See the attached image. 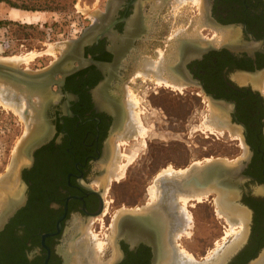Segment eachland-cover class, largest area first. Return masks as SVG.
I'll return each instance as SVG.
<instances>
[{
	"label": "flooded vegetation",
	"instance_id": "obj_1",
	"mask_svg": "<svg viewBox=\"0 0 264 264\" xmlns=\"http://www.w3.org/2000/svg\"><path fill=\"white\" fill-rule=\"evenodd\" d=\"M196 1L178 5L181 0H105L101 10L87 17L89 22L81 33L91 25L110 29L83 49L82 60L69 58L67 66H59L54 76L59 84L52 83L42 95L41 108L36 107L40 113H35L33 121H39L31 122V130L39 144L25 157L21 171L25 204L0 231V264H67L64 247L73 223L80 226L74 241L88 247L80 236H84L81 227L97 218L92 226L97 230L99 218L94 214L100 208L105 211L106 205L103 185L96 183L106 172L119 137L129 132L125 91L132 72L128 61L140 49L154 53L161 48L166 53L174 39L179 40L180 48L170 76L186 85L185 90H196L190 94L201 95L203 89L225 102L221 106L225 129L239 135L231 139L236 152L231 158H213L240 164L237 174L222 180L232 185L236 195L233 205L248 210L245 239L227 264H254L262 258L264 90L260 85L264 80V0ZM180 22L183 27L177 25L172 30ZM221 30L234 35L226 42L227 48L214 46L211 40L213 33ZM209 44L213 49L207 50ZM90 60L105 66L99 68ZM32 101L36 106L39 103L37 99ZM217 188L202 204L225 228L215 212ZM166 223L156 220L162 235L159 251L168 255ZM111 226L112 219L109 231ZM119 247L124 256L120 264H155L150 246L140 243L130 248L120 240Z\"/></svg>",
	"mask_w": 264,
	"mask_h": 264
},
{
	"label": "rangeland",
	"instance_id": "obj_2",
	"mask_svg": "<svg viewBox=\"0 0 264 264\" xmlns=\"http://www.w3.org/2000/svg\"><path fill=\"white\" fill-rule=\"evenodd\" d=\"M3 1L0 2V20L4 21L0 26V60L10 59L11 61L12 57L24 59L28 63L25 61L7 62L17 65L21 69L27 68L30 72H36L41 71L49 61L58 58L65 49V43L78 37L89 22L87 17H92L94 12L101 10L105 0ZM182 1L197 3L196 0H181L177 4L184 5ZM9 4L27 11L9 8ZM178 5L177 11L180 10ZM12 10L28 15V20L12 19ZM6 21H11V23ZM183 24V22L177 23L175 27H172V30L177 25V28H182ZM219 32L218 34L213 33L211 38L212 41L216 39L214 43L217 46L216 42L220 38ZM55 47L56 51L47 53ZM157 52H159L158 54L164 53V50L160 48L156 52L150 53L146 49L141 56H148L149 59H153L152 63H154L158 60L156 58H159ZM29 58L32 59L28 60ZM140 72L138 71V73ZM139 75L134 73L129 76L131 84H128L125 91V105H128V110L131 112L129 132L119 137L117 144L112 148L111 162L106 172L99 176L101 179L99 184L96 183L98 186L103 185V194L107 195L105 211L98 216L99 220L96 223L99 222V227L97 230H92L93 223L97 219L95 218L83 225L84 236L83 233L80 234L81 238L87 241L88 248L96 254L99 253L105 264L111 261L115 254L111 238L115 233L114 223L117 216L121 211H139L150 207L154 203L152 196L156 182L160 181V186H163L164 180L171 181L165 178L167 169L168 171L184 172L186 170L185 172H187L195 166H203V164L215 161L213 160L215 157L229 159L236 153L231 139L238 138L239 135L232 129L220 128L217 125V127L214 126V123L212 124L214 110L205 97L199 94L198 96L190 94V92H196L194 88L185 90L186 85L181 83H179L181 87H169L163 81L156 80L155 77L152 81L153 77L144 79L142 74ZM260 86L264 90V80ZM0 90L2 94H8L4 87L0 86ZM9 94L12 96V93ZM131 96L135 101L134 105L130 102ZM15 102L23 103L22 106L25 109L22 115L0 104V181L16 170L21 160H24L22 162L26 160L25 157L19 158L18 154L22 141L30 132L33 112L23 96H20ZM133 116L140 118L144 133L137 132L139 129L134 125L135 119H131ZM207 126H213V128ZM209 193H201L203 194L201 202L196 198H191L192 200H188L186 206L182 199L176 201V194H171L174 204H177L179 209L177 210L179 220L183 219V216L179 214L182 207H185L186 213L193 218L188 230L187 227L184 230H180L178 227L177 231L180 236H177L179 238L175 236L176 233L171 238L172 248L171 246L170 248L171 251L174 250V255L171 252L168 253V256L171 261L173 259L178 262L176 264H179L178 255L181 250L193 255L199 263L213 258L216 251L230 245L236 237L235 234L242 229L240 223L236 222L233 225L234 228H231V220L227 221L226 216L220 214L217 200L215 201L216 216L218 221L223 222L225 228L216 223L217 221L211 215L210 210L205 207V204H202ZM3 194V189L0 188V200L3 199ZM111 219L112 226L109 231L108 226ZM238 224L239 227H236L235 225ZM229 231L232 234L228 233ZM165 261L167 262V260Z\"/></svg>",
	"mask_w": 264,
	"mask_h": 264
},
{
	"label": "bare ground",
	"instance_id": "obj_3",
	"mask_svg": "<svg viewBox=\"0 0 264 264\" xmlns=\"http://www.w3.org/2000/svg\"><path fill=\"white\" fill-rule=\"evenodd\" d=\"M11 17H12V19H15V20H28V15L22 14V13L16 11V10H12ZM219 33H220V38H218L219 40H217L218 42H216V43H218V45L226 44V42L231 41V37L234 36L232 33L226 32V31H223V30H221ZM215 40H214V42H215ZM172 41H173V42H171L172 44L171 45L169 44L170 48H167L168 52H166V53H162L161 52L160 54H158L159 52L157 53L159 58H156L158 60L154 61V63H152L153 59L151 60L148 57L141 56L143 54V52L146 51V49H144L145 51H143V49L142 50L140 49V51L138 52V54L136 53V55L132 54L133 56L130 57V60L128 61V63L130 62L128 64V66L130 67V70H131L130 72H132V74H134V73H137L138 75L142 74L144 79H146L148 77L151 79L153 77L151 79L152 81H153V79L155 77L156 80H158L159 82L163 81L166 84V86L168 85L169 87L170 86L181 87L180 86L181 84H176L177 83V82H175L176 80L172 76H170L171 67L174 65V63H175L174 61H175V58L177 56L176 55V51H177L178 48H180L179 47V40H175L174 39ZM215 45L217 46V44H214V46ZM214 46L211 45L210 47H214ZM49 48H51V47H49ZM137 50H139V49H137ZM54 51H56V47L52 48L50 50V52H47V53L50 54V53H52ZM129 56H131V55H129ZM31 59L29 58L28 60H31ZM0 61H3V60H0ZM7 61H10V59L7 60ZM7 61H4V62H7ZM18 61L19 62L20 61L21 62H23V61L26 62V60H24V59L21 60L20 58L17 59L15 57L14 58L12 57L10 62L14 63V62H18ZM12 63H10V64H12ZM26 63H28V62H26ZM138 71L139 72L141 71V72L138 73ZM242 79H243V77H242ZM156 80H155V82L158 83V81H156ZM4 94H2V91L0 90V104L5 106V107H7V108L13 109V111L17 112V114L19 113V114L22 115V113H24V109H25V108L23 109V106H22L23 103L18 104L19 102H15V101H18V99L20 97H17L18 99L14 100L12 98V96H9L8 94H5V95ZM132 97L133 96H131L130 102H131V104L134 105L135 101H134V99ZM50 101H52V100H50ZM130 102L128 101L129 104H130ZM41 104H42V102H41ZM46 105H45V107H46ZM28 107H30L29 104H28ZM40 108H41V106H40ZM40 108H37V109H40ZM127 108H128V105H127ZM31 109H32V112H33L32 116H31L32 121H33L34 115H36L35 113H38V112L34 109V107H32ZM212 110H214V112H212V113H214L213 114V119L214 120L213 119L211 120L212 124L214 123L213 124L214 126L217 125L220 128H226L227 125L224 126V120H223L225 116H223V113L220 111V109L218 110L215 107H212ZM39 113H38V116H39ZM227 113H228V111L226 112V114ZM128 115H131V112H129ZM133 118H134V116L131 119H133ZM134 119H135L134 120V125H136L137 128L139 129V130L137 129L138 130L137 132L141 133V134H142V132L144 133V128H143V126L141 124L140 118L136 117ZM36 120H34V121L36 122ZM37 121H39V120H37ZM212 124L209 123V125H212ZM208 128H213V126H210ZM30 131H31V129H30ZM29 134H30V132H29ZM22 145H23V141H22V144L20 145L19 152H20V149L22 148ZM22 157H26V156L23 155ZM19 158H21V156ZM22 161H24V160H22ZM225 163H227V162H225ZM202 167L203 166H199L198 165V166H195L192 170H188L187 172H185L186 170L184 172H180V171H174V170L173 171L172 170L168 171V169H167L166 172H165V178L170 179L171 181H166V180H164V177H163V180H164L163 186H160V181L159 182L157 181L156 185H155V188H154L153 196H152L153 197L152 199H153L154 203L150 207H145V208L139 210V211H143V210H146V209H153L155 211V214H154L155 215V222L158 219L159 220L162 219V220H164V221H166L168 223V225H169L168 233H167V235H168V244L171 246V248H172V239L171 238L174 235V233H176L175 236H177V235L180 236V234H178V231H177L178 229L177 228L179 227L180 230L181 229L184 230L187 227V230H188V228H189L188 226L191 225L192 219H193L190 214L186 213L187 211H186L185 207L180 206L183 209H182L181 213H179V214H181V216H183V219L181 221L179 220V217L177 215L178 214L177 210H179V209L177 207V204H174V201H173L174 199H173V197H171V194L172 195L176 194V197H175L176 201L178 202L179 199H182L184 206H186V203L188 202V200H192L191 198H196L197 201L201 202L203 194L211 192V191H214L213 188H210V187L213 186L212 185L213 183H209V181L207 182V180H208L207 178L209 177L210 171L208 172V170H206V172L204 171L203 174H199L200 173L199 171L202 169ZM119 169H120V167L118 166V170ZM219 173H221V171ZM224 174L225 173L222 171V175H224ZM117 175H119V174H117ZM162 175H164V174H162ZM192 175L197 176V178H198V176H200V177L202 176L201 178H203V180L208 183L207 186H210V187H207V189H205V190L195 191L194 187L192 186L193 184H191V185H188V186L184 187V188H187L186 189L187 191H177L175 189H172L173 188L172 186H173L174 183H175V185L177 184V185H179L181 187L183 185H185V182L187 181L188 177H190ZM9 176H10V178H8ZM116 177H118V176H116ZM118 179H120V178H118ZM157 179H159V178H157ZM218 179L220 180V178H218ZM221 180H222V177H221ZM13 185H15V170L12 171V173H10L8 176H6L4 179H2L0 181V188L1 189H3V188L7 189L9 186H13ZM217 191H219L218 194L217 193L216 194L219 196L218 199H217V203H218V206L220 208L219 209L220 212H221L220 214L225 215L226 218H227V221H228V219L231 220L230 221L231 228L232 227L234 228L233 225L236 222V223H240V226H241L242 229H240V231H238V232L236 231L237 234H235L236 237H235L234 241H232L230 245L220 248V251H218V252L216 251V255L215 256L213 255L214 256L213 258H211V259L208 258V259H206L205 262L199 263V262L196 261V259H195V257L193 255L188 254L185 250L184 251L181 250L180 254L178 255L179 264H223L226 261V259L244 241L246 233H247V227H248V224H247L248 214H247V212L243 211L242 209H240L238 207H235L236 205L235 206L233 205L232 195L229 192H225L224 188L222 190H217ZM177 193H183V194H187V195H185V196L184 195H178ZM201 193H203V194H201ZM3 199L0 200V207H1V204L3 202ZM132 211H136V210H132ZM102 213H103V211H102ZM102 213H101V215H102ZM98 216H100V215H98ZM249 217H250V215H249ZM115 223H116V221H115ZM115 223H114V229H116V224ZM235 226L239 227V224L235 225ZM158 229H159V238H160L161 229H160L159 226H158ZM79 230H80V226L78 224H76V223H73L72 227H71V231L69 233V236L66 238V246L64 247V249H65V255L67 257V259H66L67 260V264H105V263L102 262L101 255L99 253L98 254L94 253L86 245H84L83 242H81V241L80 242H75L74 241V239L76 238V236L79 233ZM231 231L233 232L232 229H231ZM232 232L229 231L228 233L232 234ZM228 233H227V236H228ZM177 237H176V240H177ZM111 241H112V246H113L114 236H112ZM161 243H160V245L159 244L158 245L161 246ZM159 246H158V254H159L158 255V264H162V263H165V264H176V263H178V262H175V260H173V259L171 261L170 260V256L166 255L165 252L162 249H161V251H159L160 250ZM219 247H220V245H219ZM100 248H102V247H100ZM171 248L169 247V251L168 252H169V254L172 252L173 255H174V250L172 249V251H171ZM99 252H101V250ZM262 255H263V256H261L262 258L260 257L261 259L260 260L258 259V261H256V263H254V264H264V254H262ZM115 256H116V253L114 254V256L111 259V261H109L107 264H112L113 263L112 261H114ZM175 257L177 258V255ZM165 260H167V262ZM83 261L86 262V263H84Z\"/></svg>",
	"mask_w": 264,
	"mask_h": 264
},
{
	"label": "water",
	"instance_id": "obj_4",
	"mask_svg": "<svg viewBox=\"0 0 264 264\" xmlns=\"http://www.w3.org/2000/svg\"><path fill=\"white\" fill-rule=\"evenodd\" d=\"M104 27H96L94 25L88 26L83 30L81 35L74 40L68 41L65 43V49L61 52L56 60H54L47 68L30 72L28 70H23L16 65L10 64L8 62L0 61V86L4 87L7 90L8 95L12 92V97L14 100L18 99L17 97L23 96L30 107L41 106L40 100L44 92H47L52 83L59 84V81L54 79L59 66H63L67 59L69 58H77L78 60H82L83 49L91 45L92 43L97 42L99 38H101L108 30ZM210 46V44H209ZM221 47H226L227 45H221ZM213 49V47H207V50ZM229 50H232L228 47ZM189 56L185 59V62H188ZM89 63H94L99 68H103L105 65L96 63L94 61H88ZM185 65V63H184ZM183 65V66H184ZM192 85H196V83H192ZM17 95V96H16ZM201 95L205 97L212 107L216 109H220L222 112V105L225 102L213 98L211 95L207 94L203 89H201ZM36 98L39 103L36 106L33 103L32 99ZM233 107V105H232ZM33 130L30 131V134L24 138L22 148L19 152V157L31 155L32 151L35 147L38 146V142L36 139V134ZM239 165V166H238ZM25 166L24 162H22L15 170V185L9 186L7 189L3 188V202L0 207V231L4 228L7 222L16 214L18 210H20L26 200L25 196V184L21 179V171ZM239 167V168H238ZM240 164L236 163H225L222 160H216L210 163L203 164L202 169L198 172L199 174H203V172L208 170L210 171L209 177L207 178V182L213 183L212 187L207 186L208 183L203 180L200 176L192 175L188 177L185 185L182 187L179 185L173 184V188L177 191H187V188H184L188 185L193 184L195 191L205 190L207 187L213 188L214 190H222L224 188L225 192H229L232 195V200L234 201L235 195L233 191H231L232 185L230 182L224 181L225 179L233 177L237 174L238 169H240ZM221 171V173H219ZM222 171L225 173L222 175ZM218 172V173H217ZM197 173V174H198ZM200 177V178H199ZM218 177H222L224 180H218ZM10 178V176L8 177ZM218 183H217V182ZM243 211L248 213V210L242 206H236ZM102 209L100 208L94 216L101 215ZM155 211L153 209H146L143 211H121L119 213L116 220V229L114 234L113 248L116 253L114 261L112 264H120L123 259L122 251L119 247V241L123 240L127 244H129L130 248L139 245L140 243L145 244L147 246L152 247L154 251V263L158 264V244L160 241L159 238V229L158 225L155 222ZM241 245L226 259L223 264H227L232 256H234ZM264 250H262V253Z\"/></svg>",
	"mask_w": 264,
	"mask_h": 264
},
{
	"label": "trees",
	"instance_id": "obj_5",
	"mask_svg": "<svg viewBox=\"0 0 264 264\" xmlns=\"http://www.w3.org/2000/svg\"><path fill=\"white\" fill-rule=\"evenodd\" d=\"M0 2H4V1L0 0ZM9 6H10L9 8H17L15 6L10 5V4H9ZM17 9H20V10H23V11H27L26 9H22V8H17ZM2 22H4V21L0 20V26L3 24ZM6 22L11 23V21H6Z\"/></svg>",
	"mask_w": 264,
	"mask_h": 264
}]
</instances>
